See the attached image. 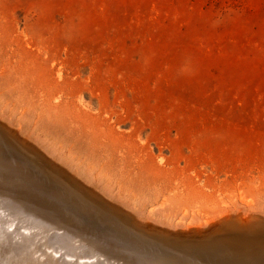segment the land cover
<instances>
[{
    "label": "rangeland",
    "instance_id": "1",
    "mask_svg": "<svg viewBox=\"0 0 264 264\" xmlns=\"http://www.w3.org/2000/svg\"><path fill=\"white\" fill-rule=\"evenodd\" d=\"M0 170L85 224L0 207L16 264L133 253L118 227L264 264L231 253L264 249V0H0Z\"/></svg>",
    "mask_w": 264,
    "mask_h": 264
},
{
    "label": "bare ground",
    "instance_id": "2",
    "mask_svg": "<svg viewBox=\"0 0 264 264\" xmlns=\"http://www.w3.org/2000/svg\"><path fill=\"white\" fill-rule=\"evenodd\" d=\"M31 174H34V173H31ZM14 179H16V178H14L12 176H10V177L4 176L3 172L0 170V207H2L4 209L12 208L16 212L18 210H21V209L28 210L32 205L34 207L48 208V209H50L51 211H53L55 213L54 214L55 215V218H52V219L49 220V224H51V225H56L57 224V219L64 220V222H61L62 224H71V225L76 226V227H79V226H81V225L84 224V222L81 223L83 220L81 221V219H80V221H81L80 222L78 220V218H74L73 216H71L72 214L70 212H68L69 211L68 209H67L68 210L67 211L64 208V206H61L60 204H58L57 200H59V199L55 200L51 196H53L55 198H63L65 200V202L66 201H68V203L70 202L69 204H72L73 203L72 202L73 200L70 201V200L67 199V197L65 198L63 195L59 196L57 193H55L56 191L54 192L55 195L53 194L51 196H48L49 194H46V193H48L50 191V189L48 191V188L45 189V190H47L46 193L45 192H40L41 190L39 191L37 189L36 185H39L38 186V188H39L40 186H42V183H44L46 181L49 182L51 180L48 181V179L45 180L43 178L41 180V178L38 179V176H37L36 177V180L33 182L34 189L31 188L29 190V186H30L29 184L24 183V182H17V181H14ZM54 185H56V184H54ZM38 194L40 195V197H37L36 196ZM74 200H76V199H74ZM70 206H72V205H70ZM80 209L82 211H86L81 206H80ZM71 212H74V211H71ZM75 214H77V213H75ZM88 214L91 217L92 214H90L89 212H88ZM79 218H82L83 219V217H79ZM84 219H86V218H84ZM90 223L91 222H89L88 224H90ZM46 227H48V226H46ZM7 228L4 227V226L0 227V264H16L15 260L13 259V254L15 256H17L16 253L14 252V251H16V249H14V247L10 244V238L12 237V234H11V232L9 230L10 228L8 226H7ZM87 228H89V229H87ZM87 228L84 227V230H86V231L92 230V232L94 234H98V233L101 234L102 233L100 231L102 228H100V227H98L100 230L99 229L96 230L95 228L94 229L93 228H90V226H87ZM115 230H117V236L115 238H113V239H117V242H121L123 244H126V246L127 245L128 246H131V247L133 246L137 250H145L146 249V250H149L150 252L154 253V255H158L159 256V253H157V251L154 250L156 248H154V249L151 250L150 247H147L146 246L147 244L135 243L131 239H129L130 240L129 242L128 241H125V240H122V238H126V239L128 238L124 234V233H128V232H126L125 230H122L119 227L117 229H115ZM128 234H131V233H128ZM131 235L133 236V238L135 240H137L139 242L155 243L154 241L149 240V239H147L145 237H142L140 235H136V234L135 235L131 234ZM58 238H60L59 235L53 234V235L50 236L49 240L52 241V240H55V239H58ZM215 241L216 240H214V244H217L216 243L217 241L216 242ZM5 243H8L10 245V247H11L12 250ZM159 250L162 251V252H164V253H170V252L175 253L176 255L174 257H177V255L180 257L181 254H184L179 249L178 250H173V251L172 250H169L170 252H166V250L164 249V247H160ZM212 250H214V249H211L209 251L210 254L213 252ZM228 252H227V254H229ZM57 254H58V258H54L53 256H52V258H54L59 264L65 263L66 260L63 258V256L60 253H58V252H57ZM207 254L208 253H206V255ZM107 255L108 254H104V255L100 256L98 259H96V261L94 263L95 264H137V262H138V259H136L135 256H131L130 254H127V255L125 254V258H123L119 253H116L115 256H109V257ZM206 255H202V256H206ZM209 256H211V255H209ZM101 257H104L106 260L105 261L104 260H101L100 259ZM111 258H112V260H115L114 261L115 263L110 261ZM91 259H95V258L92 257ZM193 260H195V259H193ZM139 262H140V260H139ZM162 263H164V262H162ZM219 263H221V262L220 261H216V262L214 261L211 264H219ZM142 264H144V263H142ZM169 264H171V263H169Z\"/></svg>",
    "mask_w": 264,
    "mask_h": 264
},
{
    "label": "water",
    "instance_id": "3",
    "mask_svg": "<svg viewBox=\"0 0 264 264\" xmlns=\"http://www.w3.org/2000/svg\"><path fill=\"white\" fill-rule=\"evenodd\" d=\"M36 178V177H35ZM34 178V179H35ZM96 225L97 224H99L98 222H96L95 223ZM94 224V225H95ZM101 224V223H100ZM102 225V224H101ZM100 228H102V227H100ZM112 230H114V229H112ZM221 230H222V228H221ZM115 231V230H114ZM220 231V230H219ZM56 232V231H55ZM116 232V231H115ZM216 232H218V230H216V231H214V232H212L213 234H215ZM125 234V236L126 237H128L127 239L126 238H122V240H125V241H130L129 239H131L132 241H134L135 243H142V244H147L146 246L147 247H150L151 248V250L152 249H154V248H156V249H154L155 251H157V253H159V257L157 256V257H155V258H153V260L151 259V262H148V261H146L145 259H143L142 257V255L140 256V254H139V252H142V250H135V248L133 249L132 247H129V248H131L132 250H133V253H130L129 251H125V250H115L114 248L112 249H110L108 252H104L105 254H108L107 256L109 257V256H115L116 255V253H119V252H124L125 254H130L131 256L133 255H135V257H136V259H138V260H141V262L142 263H144V264H158L157 262H158V260L159 261H165V263H179L180 262V257L177 255V259L174 257L176 254L175 253H172V252H170L169 250H178L179 248L177 247V246H174L173 245V242H169V241H163V242H169V243H150V242H139V241H137V240H135L134 238H133V236L131 235V234H128V233H124ZM210 236V235H209ZM211 236H212V234H211ZM132 243V242H131ZM119 246H125V245H119ZM217 245H213V246H210L209 248H212V249H214V250H212V251H215L216 253L217 252H219V251H222V250H219V251H217V250H215V248H217L216 247ZM127 247V246H126ZM160 247H164V249L166 250V252H170V253H164V252H162V251H160L159 250V248ZM249 247L250 246H247V247H245V246H243V245H239V246H236V247H234V248H232L231 250V253L232 254H234V259H237V258H235V257H238V258H241V259H250V260H257V261H259L260 263L264 260V253H263V251L262 250H264V249H261V248H259V249H256L255 247H253V249H249ZM219 248V247H218ZM225 248V247H224ZM262 248H264V247H262ZM139 249V248H138ZM163 249V248H162ZM228 249V248H227ZM204 250H206V249H204ZM208 251V250H207ZM200 252V251H199ZM236 253V255H235V253ZM161 253V254H160ZM237 253L238 254H241V255H237ZM98 257L99 256H97V258H95V259H92V260H90L89 261V263L90 262H94V261H96V259H98ZM247 257V258H246ZM101 260H106L104 257H101L100 258ZM68 260H72V261H77V259H68ZM155 260H157V261H155ZM87 260H85V261H81V262H86ZM110 261L111 262H114L115 260H112V258L110 259ZM197 261H201V262H205V263H207V264H211L212 262H210V261H206V260H203L202 261V259L201 260H199V259H197V260H192L191 262H190V264H197ZM80 262V261H79ZM117 262V261H116ZM241 262H244V261H241ZM115 263V262H114ZM122 263V262H121ZM185 264H187V262H185ZM242 264V263H241Z\"/></svg>",
    "mask_w": 264,
    "mask_h": 264
}]
</instances>
